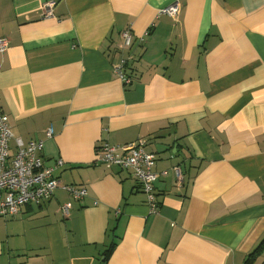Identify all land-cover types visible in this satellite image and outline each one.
Instances as JSON below:
<instances>
[{
    "label": "crops",
    "instance_id": "obj_1",
    "mask_svg": "<svg viewBox=\"0 0 264 264\" xmlns=\"http://www.w3.org/2000/svg\"><path fill=\"white\" fill-rule=\"evenodd\" d=\"M0 37V111L64 161L51 199L0 215V264H264V0H0ZM138 139L155 212L130 170L97 161Z\"/></svg>",
    "mask_w": 264,
    "mask_h": 264
},
{
    "label": "built area",
    "instance_id": "obj_2",
    "mask_svg": "<svg viewBox=\"0 0 264 264\" xmlns=\"http://www.w3.org/2000/svg\"><path fill=\"white\" fill-rule=\"evenodd\" d=\"M55 1H47L43 4V14L53 15ZM180 3L175 2L165 7L162 12L172 17L180 13ZM125 44L132 45L133 36L131 30L123 32ZM9 48L7 38L0 37V52ZM131 56L123 58L115 65V72L124 86L132 83L131 76L127 73V63ZM46 136L51 138L55 134L54 127L48 126ZM16 141V152L11 153V140ZM44 140H31L25 142L20 137H15L9 116L0 111V215L15 216L21 208L32 202L42 203L51 199L55 190L60 186L61 180L55 174L57 167L64 161L57 159L54 165L47 164L43 150ZM97 161L117 165L130 170L140 181L143 191L147 194L152 211L158 210V200L155 191V181L158 174L154 167L157 156L154 152L146 150V142L138 139L125 145H113L104 142L98 149ZM174 172L178 177L182 176L181 167L175 166ZM74 198L80 199L88 194L85 187L74 185L63 186ZM70 204L62 206L65 216L70 215Z\"/></svg>",
    "mask_w": 264,
    "mask_h": 264
},
{
    "label": "trees",
    "instance_id": "obj_3",
    "mask_svg": "<svg viewBox=\"0 0 264 264\" xmlns=\"http://www.w3.org/2000/svg\"><path fill=\"white\" fill-rule=\"evenodd\" d=\"M110 251H111V248L107 251V253H109ZM252 254H254V253H252ZM252 254H251V256H252ZM249 261H250V259L247 261L246 264L250 263Z\"/></svg>",
    "mask_w": 264,
    "mask_h": 264
}]
</instances>
